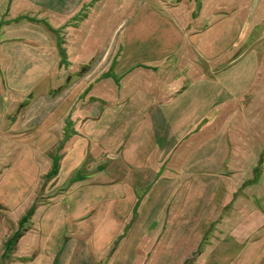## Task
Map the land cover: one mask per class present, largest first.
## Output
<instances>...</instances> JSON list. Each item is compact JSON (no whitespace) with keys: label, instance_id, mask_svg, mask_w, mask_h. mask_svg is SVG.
I'll return each mask as SVG.
<instances>
[{"label":"crops","instance_id":"obj_1","mask_svg":"<svg viewBox=\"0 0 264 264\" xmlns=\"http://www.w3.org/2000/svg\"><path fill=\"white\" fill-rule=\"evenodd\" d=\"M263 136L264 0H0V264H262Z\"/></svg>","mask_w":264,"mask_h":264},{"label":"rangeland","instance_id":"obj_2","mask_svg":"<svg viewBox=\"0 0 264 264\" xmlns=\"http://www.w3.org/2000/svg\"><path fill=\"white\" fill-rule=\"evenodd\" d=\"M249 138L251 139V137H243V140L246 141ZM263 142H264V136L258 137V143H263ZM244 153H248V152H244ZM263 154L264 153H258L259 156H262ZM27 220L29 221V219H22V220H19L18 223H16V229L18 228V232H16L12 237V245L14 244V246H12L13 250L11 252L14 258H19L18 256L20 254H23V252H28V257L26 258H29L37 251L36 243H35L36 230L33 224L31 231H26V226H27L26 221ZM31 221H32V218H31ZM26 237L27 239H30V241L27 242V244H30L28 248H25L26 241L23 240ZM10 245H11L10 242H8L3 248V250L8 251L7 253H10V250H11L9 249ZM199 248L202 249L201 247ZM199 248L198 249L194 248L191 256L190 254L188 255L187 262L183 264H230V263H224V262L210 263L209 261L211 258L208 256H205V257L203 256L202 258H199V260H197L196 256L200 254V253H197V251L200 252ZM176 264H181V263H176ZM262 264H264V261Z\"/></svg>","mask_w":264,"mask_h":264}]
</instances>
